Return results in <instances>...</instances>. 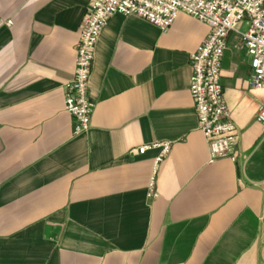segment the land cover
<instances>
[{
	"label": "crops",
	"instance_id": "0c3cea01",
	"mask_svg": "<svg viewBox=\"0 0 264 264\" xmlns=\"http://www.w3.org/2000/svg\"><path fill=\"white\" fill-rule=\"evenodd\" d=\"M90 5L0 0V264H264V88L250 84L238 34L221 67L236 158L210 163L189 91L210 27L184 13L165 33L110 19L90 82L92 127L74 136L64 85ZM164 143L158 165L161 148L139 153Z\"/></svg>",
	"mask_w": 264,
	"mask_h": 264
},
{
	"label": "built area",
	"instance_id": "2783aa9c",
	"mask_svg": "<svg viewBox=\"0 0 264 264\" xmlns=\"http://www.w3.org/2000/svg\"><path fill=\"white\" fill-rule=\"evenodd\" d=\"M181 13L210 27L207 39L191 55L189 87L199 130L209 143V161L236 158L237 127L221 84L222 60L228 35L237 33L251 59L250 84L264 88V0H91L80 30L75 72L64 85L65 110L76 122L74 136L86 134L92 127L95 105L90 100V82L98 40L110 19L117 14L135 16L165 33ZM256 120L264 125V104L259 106ZM153 148L162 149L158 165L170 153L171 144L143 146L139 153ZM154 189L152 179L149 197H157Z\"/></svg>",
	"mask_w": 264,
	"mask_h": 264
}]
</instances>
